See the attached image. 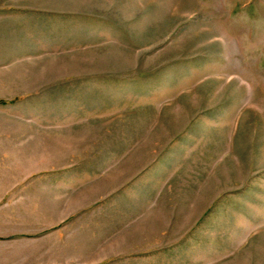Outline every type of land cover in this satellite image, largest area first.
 <instances>
[{"label":"rangeland","instance_id":"obj_1","mask_svg":"<svg viewBox=\"0 0 264 264\" xmlns=\"http://www.w3.org/2000/svg\"><path fill=\"white\" fill-rule=\"evenodd\" d=\"M0 264H264V0H0Z\"/></svg>","mask_w":264,"mask_h":264}]
</instances>
